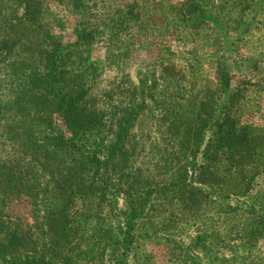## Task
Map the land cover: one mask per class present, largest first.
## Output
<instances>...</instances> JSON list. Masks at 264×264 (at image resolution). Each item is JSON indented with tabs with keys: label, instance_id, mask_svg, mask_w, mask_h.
Here are the masks:
<instances>
[{
	"label": "rangeland",
	"instance_id": "374dc122",
	"mask_svg": "<svg viewBox=\"0 0 264 264\" xmlns=\"http://www.w3.org/2000/svg\"><path fill=\"white\" fill-rule=\"evenodd\" d=\"M30 1L0 0V40ZM40 1L56 16V3ZM82 6L81 15L62 6L55 12L69 13L58 19L65 42L74 41L82 17L101 31L89 60L98 66L92 101L105 113V128L89 150L106 163L83 185L91 189L94 180L95 194L76 196L71 214L59 221L61 202L55 196V209L44 211L39 183L25 186L26 195L0 194V264H264V226L253 235L247 221L264 197V168L246 194L220 196L229 173L219 164L224 160L208 172L197 166L200 152L186 159L179 140L189 141L180 136L188 105L165 100L170 93L188 103L214 99L218 114L236 121L235 131L263 118L264 0H84ZM1 58L0 51V68ZM214 134L206 130L202 145ZM52 222L58 223L51 228Z\"/></svg>",
	"mask_w": 264,
	"mask_h": 264
},
{
	"label": "trees",
	"instance_id": "16d2710c",
	"mask_svg": "<svg viewBox=\"0 0 264 264\" xmlns=\"http://www.w3.org/2000/svg\"><path fill=\"white\" fill-rule=\"evenodd\" d=\"M48 1L52 6L56 3L54 14L59 17H49L40 6L43 1L31 0L24 5L23 17L11 21L13 30L4 32L0 40L4 62L0 68V194L12 191L26 195L25 186L39 183L45 186L40 188L46 195L44 211L55 209V196L61 202L57 208L59 221V216L66 218L71 214L76 196L87 198L95 194L94 180L91 189L84 190L83 185L106 163L102 164L89 150L90 139L105 128L100 124L105 113L99 115L92 101L98 66L89 60V51L101 31L94 21L85 22L82 17L76 20L74 41L65 42L59 32L63 29L59 20L67 12L56 13V7L77 15L87 7L82 6L84 0ZM232 96L230 92L228 97ZM169 97L185 100L179 108H183V103L188 105L185 108L190 117L186 114L182 118L184 131L180 136L187 135L189 141L182 143L178 138L186 159L191 157L194 161L200 152L203 161L197 166L208 172L223 159L224 163L219 164L229 173L219 190L220 196L228 191L225 195L229 198L236 194L235 189L238 194H246L255 172L264 168V113L252 124L237 122L235 131L232 127L236 121L227 114L220 116L221 111L218 114L216 100L200 97L199 101L188 103L189 98L173 93L165 100ZM114 123L116 129L121 126L118 118ZM210 129L215 134L202 145L206 130ZM213 186L209 184L207 189L212 190ZM228 186H232L230 190ZM89 190L86 196L84 191ZM258 205L247 217L248 232L253 235L264 226V197Z\"/></svg>",
	"mask_w": 264,
	"mask_h": 264
}]
</instances>
